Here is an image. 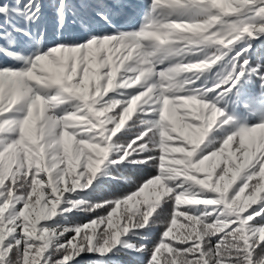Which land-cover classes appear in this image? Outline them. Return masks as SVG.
<instances>
[{
  "label": "snow or ice",
  "instance_id": "snow-or-ice-1",
  "mask_svg": "<svg viewBox=\"0 0 264 264\" xmlns=\"http://www.w3.org/2000/svg\"><path fill=\"white\" fill-rule=\"evenodd\" d=\"M47 8L0 0V264H264V0ZM98 174L129 190L93 204Z\"/></svg>",
  "mask_w": 264,
  "mask_h": 264
},
{
  "label": "trees",
  "instance_id": "trees-1",
  "mask_svg": "<svg viewBox=\"0 0 264 264\" xmlns=\"http://www.w3.org/2000/svg\"><path fill=\"white\" fill-rule=\"evenodd\" d=\"M75 3H79V0H74ZM130 4V8L127 11V14L130 13L132 15V21L133 24L129 25V23L124 22L125 24V30H131V29H139L141 24H143L146 20H148V10L149 5L151 3V0H128ZM42 4L44 5L45 10V23L50 27L52 24V12L50 9L47 8V0H42ZM158 14H153V17L155 19H162L164 15H166V12L161 10L160 12H157ZM175 18V17H174ZM183 19H195L196 14L195 12L185 13ZM122 19V18H121ZM120 19V23H122ZM124 21V18H123ZM69 25L72 30H77L75 25L71 24V17H69ZM205 52H213L214 48H205ZM168 62H166V65ZM166 65H162L161 67H164ZM219 71L218 66H213V68L210 71H205L201 75V81H207L208 85L211 86V82L216 78V73ZM200 82H197V85H199ZM219 107L223 108V102H221ZM226 112L229 111V109H224ZM255 122L254 117L249 116L248 117V123L251 125ZM224 127H227L225 125ZM224 135L223 129L219 127H214V129L209 133V137L207 139L215 138V140L219 141L221 137ZM179 155V154H175ZM156 174V169L154 168H145L143 166H136L131 165L128 166L126 169H122L120 172H113V176L119 177L120 175L127 176L131 179L136 180L137 182H140L142 179L147 178L149 176H153ZM96 186L95 189L89 188L86 193L83 194V198L91 201L93 204L99 201L103 197H112L113 195H119L129 190V185L126 184L121 179H112L111 177H100L98 174V181L95 182ZM205 192L207 190H204ZM218 196V194H216ZM189 207H197V206H189ZM93 213L84 212V211H77L73 210L72 212L67 213L68 221L69 222H78V223H84L86 222ZM120 261V264H138V262L127 255H122L117 258Z\"/></svg>",
  "mask_w": 264,
  "mask_h": 264
},
{
  "label": "rangeland",
  "instance_id": "rangeland-1",
  "mask_svg": "<svg viewBox=\"0 0 264 264\" xmlns=\"http://www.w3.org/2000/svg\"><path fill=\"white\" fill-rule=\"evenodd\" d=\"M158 12H160V11H158ZM155 14H158V13H155ZM152 18H154V17H152ZM154 19H155V18H154ZM131 21H132V19L130 18V19L127 20L126 22L131 23ZM146 22H148V20H146L144 23H146Z\"/></svg>",
  "mask_w": 264,
  "mask_h": 264
}]
</instances>
